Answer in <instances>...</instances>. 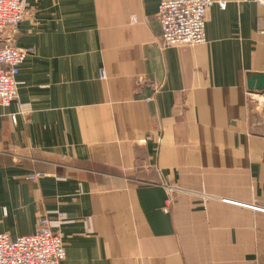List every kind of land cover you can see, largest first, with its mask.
Masks as SVG:
<instances>
[{
	"label": "crops",
	"instance_id": "1",
	"mask_svg": "<svg viewBox=\"0 0 264 264\" xmlns=\"http://www.w3.org/2000/svg\"><path fill=\"white\" fill-rule=\"evenodd\" d=\"M161 1L32 0L4 33L30 54L0 107V234L46 217L61 264H264V7L215 0L204 45L162 50Z\"/></svg>",
	"mask_w": 264,
	"mask_h": 264
},
{
	"label": "built area",
	"instance_id": "2",
	"mask_svg": "<svg viewBox=\"0 0 264 264\" xmlns=\"http://www.w3.org/2000/svg\"><path fill=\"white\" fill-rule=\"evenodd\" d=\"M31 1L0 0V107L3 108L17 100L20 85L17 76L30 54L29 49L14 47L10 40L4 37V33L7 32L12 37L17 33L19 23L28 14ZM251 1L264 7V0ZM215 3L220 9L225 8V3L215 0L161 1L157 13L160 48L165 50L204 45L206 11ZM134 22L135 18L131 17V23ZM105 78L101 69L99 79ZM40 176L43 174H35L30 179L34 180ZM58 216L61 217V214ZM64 259L63 240L51 230L46 217L38 220L37 229L31 235L11 239L7 234H0V264H61Z\"/></svg>",
	"mask_w": 264,
	"mask_h": 264
},
{
	"label": "water",
	"instance_id": "3",
	"mask_svg": "<svg viewBox=\"0 0 264 264\" xmlns=\"http://www.w3.org/2000/svg\"><path fill=\"white\" fill-rule=\"evenodd\" d=\"M256 82H259V83H264V76H259L257 79H256ZM255 83L254 82H250L249 84H248V86L249 87H252L253 85H254ZM251 89V88H250Z\"/></svg>",
	"mask_w": 264,
	"mask_h": 264
}]
</instances>
